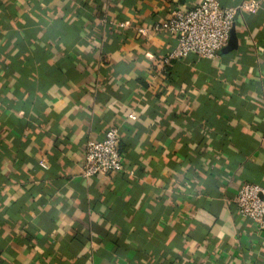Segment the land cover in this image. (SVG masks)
Listing matches in <instances>:
<instances>
[{
	"label": "crops",
	"instance_id": "0c3cea01",
	"mask_svg": "<svg viewBox=\"0 0 264 264\" xmlns=\"http://www.w3.org/2000/svg\"><path fill=\"white\" fill-rule=\"evenodd\" d=\"M201 2L0 0V264H264L236 205L264 189V0L236 50L168 63L155 27ZM114 128L126 171L82 178Z\"/></svg>",
	"mask_w": 264,
	"mask_h": 264
},
{
	"label": "built area",
	"instance_id": "2783aa9c",
	"mask_svg": "<svg viewBox=\"0 0 264 264\" xmlns=\"http://www.w3.org/2000/svg\"><path fill=\"white\" fill-rule=\"evenodd\" d=\"M261 9V0H250L234 7H222L219 0H202L201 4L188 11L174 10L171 17L155 27L156 32H168L176 45L168 55L167 62L186 59L194 55L211 60L228 47L238 16L243 13L256 14ZM124 27V25H121ZM152 30L139 29L141 35ZM133 117V116H132ZM44 170L47 163H39ZM125 159L119 148V131L111 129L101 141L87 143L81 177H93L123 173ZM236 205L241 217L251 220L259 230H264V189L259 185L246 184L239 189Z\"/></svg>",
	"mask_w": 264,
	"mask_h": 264
},
{
	"label": "water",
	"instance_id": "95a60500",
	"mask_svg": "<svg viewBox=\"0 0 264 264\" xmlns=\"http://www.w3.org/2000/svg\"><path fill=\"white\" fill-rule=\"evenodd\" d=\"M236 49H237V38H236V36L234 34V30H233L232 34H231L230 43H229L228 47L223 50V53H229V52L236 50Z\"/></svg>",
	"mask_w": 264,
	"mask_h": 264
}]
</instances>
